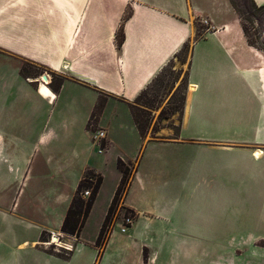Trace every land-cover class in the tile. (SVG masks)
<instances>
[{
    "label": "crops",
    "instance_id": "0c3cea01",
    "mask_svg": "<svg viewBox=\"0 0 264 264\" xmlns=\"http://www.w3.org/2000/svg\"><path fill=\"white\" fill-rule=\"evenodd\" d=\"M197 21L205 33L195 39ZM187 42L177 129L142 136L131 104ZM15 58L63 78L57 90L47 83L54 96L44 95L43 80L24 75ZM0 60L12 65L0 91V264H203L195 244L207 236L232 263L235 252L264 251V48L250 42L231 0H0ZM96 130L106 132L107 151L116 136L136 138L131 156H114L107 193L106 176L86 164L95 145L103 151ZM67 141L81 167H47ZM119 158L134 163L121 205L136 216L127 225L116 218L99 257L96 240L122 179ZM88 170L103 182L74 240L62 224ZM32 180L49 185V196H33L21 208ZM14 186L18 193L9 198ZM190 211L195 224L184 220ZM43 233L66 234L75 245L69 258L48 252Z\"/></svg>",
    "mask_w": 264,
    "mask_h": 264
},
{
    "label": "rangeland",
    "instance_id": "374dc122",
    "mask_svg": "<svg viewBox=\"0 0 264 264\" xmlns=\"http://www.w3.org/2000/svg\"><path fill=\"white\" fill-rule=\"evenodd\" d=\"M231 2L235 9V14L239 16L243 22L245 31L247 33V36L249 37L250 42L259 47L264 48V7H260L259 5H257L254 0H231ZM196 25L197 32L195 35V39L199 36H203L205 33L199 21L196 22ZM191 44L192 43L190 42L188 46L183 48V50L163 69L161 74L155 79L151 86L147 90H145V92H143L136 101L137 106L134 110H136L140 118L143 117V119L145 118L148 121L146 134L148 136L157 137L163 129L166 131H171L172 136L177 129L180 117L179 112H181V109L184 104L188 82L187 75ZM14 60V62L21 68V71L24 75L32 77L37 76L41 79L44 75H48L49 86L51 85L52 81H54V84H58V82L61 80L59 75L54 71L37 66L23 59L15 58ZM11 67L12 65L10 63L0 60V91L4 90L2 88L4 79L7 80V78L10 77L12 69ZM15 92L18 91L16 90ZM92 126L93 124L90 123L89 128L93 129ZM97 131L98 130L93 132L94 142L97 141L96 138H94V135ZM106 142V138L99 140L98 144H103L101 146L103 148L102 153L99 152V146L95 145V147L92 148L90 152H88L89 160L86 162V164L89 165L90 168L100 170L106 176L107 188L105 193H107L108 189L112 187L115 180L114 156L117 154L131 156L136 148V138L134 136L124 135H119L118 137L116 136L114 147L109 151H107L106 149ZM72 146H74V141H67L63 150V154L61 155L62 157H58L56 160H52L51 164H46V166L52 167L56 163H59V161H62L61 163L64 165L70 164L75 167H81L80 159L78 158V156H75L74 153H72ZM55 156L57 157V155ZM37 159L38 162H43V156L37 157ZM130 164L131 169L133 170L134 163L131 162ZM41 168H43V165ZM92 172H94L96 175L101 174L96 172L95 170H92ZM86 176H91V174L87 173ZM95 179L96 177L94 178V180ZM15 187L16 186L9 190L7 194L9 198H12V196H15L16 193H18ZM50 190V186H46L42 182L36 183L33 180L27 181L24 184L23 190L19 196V200H21V208H25L29 204V198H32L33 196H37V198L49 196L48 193H50ZM105 196L106 195H104V197ZM104 200L105 199H102L100 204L95 208V213L92 216L91 223L89 226L90 232L95 228L97 224V219L100 217L103 211ZM121 201L118 204L114 221L116 220V218H121V220H123L127 224L125 218L132 217L134 220L135 217L131 215L127 208L121 205ZM205 213L211 215L212 211ZM184 220L187 223L195 224L196 216L192 214V211H190L184 216ZM60 237L62 242H59V240L55 241L54 236L50 238L46 235V240L43 241V246L46 249L54 250L55 252H72L75 246L74 243H71L67 240L66 234H63V236ZM182 237L185 236L183 235ZM79 238L80 236L77 237L74 235V240ZM202 238L203 239L199 240V243L195 245L200 247L198 250H200V254L202 257L199 258L198 253L197 255L199 260L203 264H216V262L214 261H217L221 258L224 260H228L227 257L230 256V254L227 253V251L218 252L216 250V247L214 246L215 244L212 236ZM184 242H186L187 249H189V246L191 245L188 244H192L190 243L191 239L185 238ZM67 247L71 248V250H68ZM239 252L238 254L237 252L234 253L236 254V257L233 261L234 263L228 260L229 264H264V251H262L261 253H254L253 251ZM161 258H163V255H161Z\"/></svg>",
    "mask_w": 264,
    "mask_h": 264
},
{
    "label": "trees",
    "instance_id": "16d2710c",
    "mask_svg": "<svg viewBox=\"0 0 264 264\" xmlns=\"http://www.w3.org/2000/svg\"><path fill=\"white\" fill-rule=\"evenodd\" d=\"M264 7V5L260 6ZM201 37V36H199ZM197 37V38H199ZM125 39V34L123 32V27L120 28L119 34H118V44L119 46L122 45L123 41ZM189 45V42L185 44V47ZM184 47V48H185ZM63 78L58 82V84H54V81L51 83V87L55 90H57L61 84H62ZM102 104V103H101ZM137 104H131L132 113L134 116L135 123L141 133L142 136H146L147 134V119L140 118L138 113L136 112L135 107ZM92 123V122H90ZM155 137V136H153ZM103 144H101L102 146ZM118 168L120 169L122 173V179L119 183L116 192L114 194V197L112 199V203L109 207V210L107 212V215L105 217V220L103 222V225L101 227L100 233L98 235V238L96 240V245L99 248L98 256L100 257L104 251L105 244L107 241V238L110 234L114 218L116 216V210L118 207V204L123 199L130 181H131V175H132V169L131 164L124 161L122 158L118 159ZM87 173H90L91 176H86ZM96 179L94 180V178ZM103 182V176L101 174H95L92 172V170H89L85 172L83 178L81 179L77 191L71 201V204L68 208L67 214L64 218L63 224H62V231L67 234L75 235L79 237L81 235V231L86 223V220L91 212V209L93 207V204L97 198L99 189ZM91 189V195L89 197H84L83 193L86 189ZM128 211L131 213L133 217L136 216V213L134 211H131L128 209ZM127 216V214H126ZM42 240H46V234L43 233L41 236ZM260 245L264 246V239L259 242ZM48 252L52 254H58L62 258H69L71 255V252H55L54 250H48Z\"/></svg>",
    "mask_w": 264,
    "mask_h": 264
},
{
    "label": "built area",
    "instance_id": "2783aa9c",
    "mask_svg": "<svg viewBox=\"0 0 264 264\" xmlns=\"http://www.w3.org/2000/svg\"><path fill=\"white\" fill-rule=\"evenodd\" d=\"M206 22H207V20H206ZM105 137H106V132L104 130H98L95 133V135H94V138H96L97 141H99V140H101V139H103ZM100 147H101V145H100ZM90 194H91V190L90 189H86L84 191V193H83V196L84 197H89ZM125 221H127V224H129V223H131L133 221V218L132 217H127V218H125ZM127 224L125 223V225H127ZM58 240H59V242H62L60 236H58ZM65 246H66V243H65ZM67 248H68V250H71V248H69V247H67Z\"/></svg>",
    "mask_w": 264,
    "mask_h": 264
},
{
    "label": "bare ground",
    "instance_id": "6f19581e",
    "mask_svg": "<svg viewBox=\"0 0 264 264\" xmlns=\"http://www.w3.org/2000/svg\"><path fill=\"white\" fill-rule=\"evenodd\" d=\"M42 79L44 82L42 83L41 88H40L41 92L47 96H54L53 91L51 90V88L47 84V83H49L48 75H44ZM54 239H55V241H57L58 237L54 236Z\"/></svg>",
    "mask_w": 264,
    "mask_h": 264
}]
</instances>
